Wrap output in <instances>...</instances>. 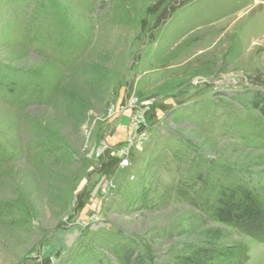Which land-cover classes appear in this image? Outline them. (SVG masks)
Instances as JSON below:
<instances>
[{
  "label": "rangeland",
  "instance_id": "374dc122",
  "mask_svg": "<svg viewBox=\"0 0 264 264\" xmlns=\"http://www.w3.org/2000/svg\"><path fill=\"white\" fill-rule=\"evenodd\" d=\"M264 0H0V264H264Z\"/></svg>",
  "mask_w": 264,
  "mask_h": 264
},
{
  "label": "trees",
  "instance_id": "16d2710c",
  "mask_svg": "<svg viewBox=\"0 0 264 264\" xmlns=\"http://www.w3.org/2000/svg\"><path fill=\"white\" fill-rule=\"evenodd\" d=\"M218 197L219 204L213 207L218 219L247 230L253 228L261 232L264 229V207L250 191L240 188L228 189L225 194ZM216 256L213 250H201L196 251L192 256H184L178 263L207 264Z\"/></svg>",
  "mask_w": 264,
  "mask_h": 264
}]
</instances>
